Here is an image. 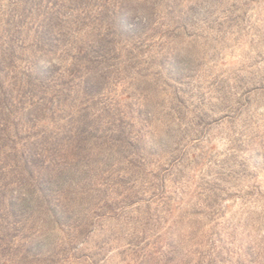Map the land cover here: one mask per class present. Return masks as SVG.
<instances>
[{"label": "rangeland", "instance_id": "rangeland-1", "mask_svg": "<svg viewBox=\"0 0 264 264\" xmlns=\"http://www.w3.org/2000/svg\"><path fill=\"white\" fill-rule=\"evenodd\" d=\"M0 264H264V0H0Z\"/></svg>", "mask_w": 264, "mask_h": 264}]
</instances>
